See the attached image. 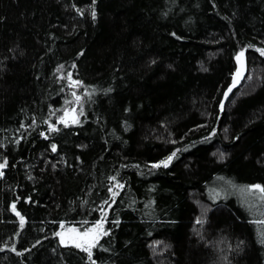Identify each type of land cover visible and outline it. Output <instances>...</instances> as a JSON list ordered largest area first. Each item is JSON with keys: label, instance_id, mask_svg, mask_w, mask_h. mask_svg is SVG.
Masks as SVG:
<instances>
[{"label": "trees", "instance_id": "obj_1", "mask_svg": "<svg viewBox=\"0 0 264 264\" xmlns=\"http://www.w3.org/2000/svg\"><path fill=\"white\" fill-rule=\"evenodd\" d=\"M92 6L0 0V264H264V0ZM102 212L91 260L60 244Z\"/></svg>", "mask_w": 264, "mask_h": 264}, {"label": "snow or ice", "instance_id": "obj_2", "mask_svg": "<svg viewBox=\"0 0 264 264\" xmlns=\"http://www.w3.org/2000/svg\"><path fill=\"white\" fill-rule=\"evenodd\" d=\"M94 6H95V0H93V6L91 8V16H92L93 20H95V18H96V11H95ZM81 14H83L82 11H81ZM257 51H259L261 55H264V49H257ZM244 57H245V52L243 50L241 52H239L237 57H236L237 63L240 65V67L237 69V72H236L235 76L233 77L232 86L228 89L227 92L224 93L225 99H227L228 94L232 91V88L236 87L239 80L243 78V72L245 71ZM62 68H63V65L60 66V69H58V71L61 70ZM63 78L64 77H61V79H63ZM67 79L70 81V84H69L70 87H73V88L82 87V84L80 81L72 80L71 73H68ZM109 91H110V89H109ZM85 94L90 95V93H88L87 90L85 91ZM71 96L74 98V100H66L65 101L66 106L72 105V104L79 105V110H77L76 107H71V108L65 107V109H63V115L58 118V122L60 124H63L65 127H68L70 124H79L80 123V117L84 115L81 96L77 95V93L75 91H73L71 93ZM221 108L223 109V104H221ZM44 123L49 124V131L50 132L59 131V129L54 124L49 123V121H44ZM21 127H24V126L21 125ZM45 139H47V136H45ZM17 143H19V141H17ZM51 150H52V152H56L57 146L55 144H52ZM177 151H179V150H177ZM175 156H176V153L173 152L172 155L168 156L166 159L160 161L159 163L152 164L151 168H154V169L155 168H161V167L167 168ZM221 158H223V156H221ZM7 166H8V161L6 159L2 163H0V177H2L4 175L2 169L6 168ZM111 179L113 181L116 180L115 177H112ZM113 188H123V185L119 184L117 182L113 185ZM109 191L112 192L113 199L115 198L116 195L119 194L118 192L113 191L112 188H110ZM242 191H246V192L251 193V194H259V199L262 202H264V186H261L259 184L252 185L246 189H242ZM105 203H107V201ZM12 211L16 212V205L15 204L12 205ZM16 215L20 216V213L16 212ZM103 218H106V213L102 212V219ZM256 222L259 224H264V219L258 220ZM19 223H20V227L23 228L24 224H25V220H24L23 216H20ZM197 223L199 224V223H201V221L198 219ZM61 227L63 228L64 225L62 224ZM68 233L71 234V235H69L68 239L72 243H74L77 248H82L85 252H87L89 260L92 259V249L95 248L99 244V240H100L101 236L108 235V232H106L103 228L102 222H97L92 228L86 229L82 233L76 228L68 229ZM57 235L60 236L62 244L66 242L65 241V233H57ZM262 235H264V234H262ZM261 243H264V238L261 239ZM93 264H95L94 261H93Z\"/></svg>", "mask_w": 264, "mask_h": 264}, {"label": "rangeland", "instance_id": "obj_3", "mask_svg": "<svg viewBox=\"0 0 264 264\" xmlns=\"http://www.w3.org/2000/svg\"><path fill=\"white\" fill-rule=\"evenodd\" d=\"M74 107H76L77 108V110H78V107H79V105H75ZM58 124L59 125H63V124H60L59 122H58ZM73 125H75V124H70L69 126H73ZM57 127V126H56ZM100 222H102L103 223V228H104V230H105V226H106V218H104V219H102ZM93 227V226H92ZM91 227V228H92ZM71 228H76V229H78L81 233L82 232H84L83 230H81L80 228H78V227H76V226H72V225H64V227L62 228V227H60V231H59V233H65V243H61V238H60V236H58V238H59V241H60V244L62 245V246H71V247H75V248H77L76 246H75V244L74 243H72L69 239H68V237H69V235H71L70 233H68V229H71ZM103 236H101V238H102ZM100 238V239H101ZM77 249H80V250H83L82 248H77ZM84 251V250H83Z\"/></svg>", "mask_w": 264, "mask_h": 264}, {"label": "water", "instance_id": "obj_4", "mask_svg": "<svg viewBox=\"0 0 264 264\" xmlns=\"http://www.w3.org/2000/svg\"><path fill=\"white\" fill-rule=\"evenodd\" d=\"M239 82H240V80H239ZM239 82L237 83L236 87L232 88L231 94H233L234 91L237 89V86H238ZM224 104H226V100H225Z\"/></svg>", "mask_w": 264, "mask_h": 264}]
</instances>
